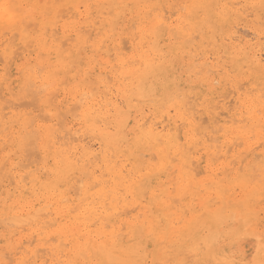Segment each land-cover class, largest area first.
<instances>
[{
	"label": "bare ground",
	"instance_id": "obj_1",
	"mask_svg": "<svg viewBox=\"0 0 264 264\" xmlns=\"http://www.w3.org/2000/svg\"><path fill=\"white\" fill-rule=\"evenodd\" d=\"M0 2V264L264 261V0Z\"/></svg>",
	"mask_w": 264,
	"mask_h": 264
},
{
	"label": "snow or ice",
	"instance_id": "obj_2",
	"mask_svg": "<svg viewBox=\"0 0 264 264\" xmlns=\"http://www.w3.org/2000/svg\"><path fill=\"white\" fill-rule=\"evenodd\" d=\"M17 7L19 6L0 2V24H2L5 34L16 32L23 24L22 20L17 19V14L14 11ZM261 264H264V261H261Z\"/></svg>",
	"mask_w": 264,
	"mask_h": 264
}]
</instances>
